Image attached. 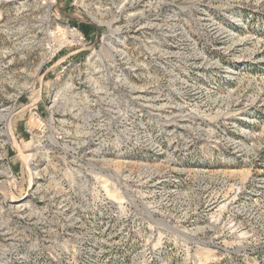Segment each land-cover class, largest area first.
I'll use <instances>...</instances> for the list:
<instances>
[{
  "label": "rangeland",
  "instance_id": "obj_1",
  "mask_svg": "<svg viewBox=\"0 0 264 264\" xmlns=\"http://www.w3.org/2000/svg\"><path fill=\"white\" fill-rule=\"evenodd\" d=\"M143 6L113 100L44 65L48 24L91 37L69 0H0V229L36 264H264V0Z\"/></svg>",
  "mask_w": 264,
  "mask_h": 264
},
{
  "label": "built area",
  "instance_id": "obj_2",
  "mask_svg": "<svg viewBox=\"0 0 264 264\" xmlns=\"http://www.w3.org/2000/svg\"><path fill=\"white\" fill-rule=\"evenodd\" d=\"M69 2L71 9L85 19L84 24L92 28L91 37L71 23H62L56 31L48 24L50 38L44 45L45 66L64 49L84 52L85 57L79 61L71 58L72 52L58 60L60 76L67 75V80H76L85 90L113 100L118 98L122 87L151 78L153 65L147 59L155 51L142 40L145 9L144 6L138 9L141 0ZM164 69L161 63L155 65V70L163 72ZM15 207L17 210L22 208L21 204ZM0 239L4 241L0 245V264H36L34 252L22 251L20 237L13 227L0 229Z\"/></svg>",
  "mask_w": 264,
  "mask_h": 264
},
{
  "label": "bare ground",
  "instance_id": "obj_3",
  "mask_svg": "<svg viewBox=\"0 0 264 264\" xmlns=\"http://www.w3.org/2000/svg\"><path fill=\"white\" fill-rule=\"evenodd\" d=\"M9 118H10V113L3 114L0 116V122H3V121L7 122V121H9Z\"/></svg>",
  "mask_w": 264,
  "mask_h": 264
}]
</instances>
